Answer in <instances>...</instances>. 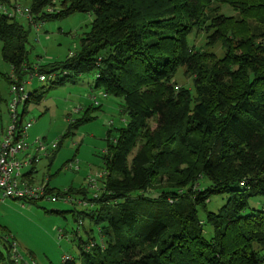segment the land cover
Masks as SVG:
<instances>
[{"label": "trees", "instance_id": "16d2710c", "mask_svg": "<svg viewBox=\"0 0 264 264\" xmlns=\"http://www.w3.org/2000/svg\"><path fill=\"white\" fill-rule=\"evenodd\" d=\"M28 10L39 28L94 19L74 56L35 69L29 31L0 14L8 85L37 72L55 78L51 89L96 71L95 88L123 99L127 116L103 155L101 242H80L61 264H264V0H33ZM181 69L192 88L176 82ZM14 247L0 234V264H20Z\"/></svg>", "mask_w": 264, "mask_h": 264}, {"label": "rangeland", "instance_id": "374dc122", "mask_svg": "<svg viewBox=\"0 0 264 264\" xmlns=\"http://www.w3.org/2000/svg\"><path fill=\"white\" fill-rule=\"evenodd\" d=\"M4 1V0H3ZM2 1V2H3ZM33 0H6L0 5V14L14 15L18 8L30 9ZM225 16H237L229 5L222 7ZM15 19L29 31L27 49L28 62L33 68L48 66L65 60L80 49L81 39L88 33L94 17L86 13H77L62 20L49 21L33 25L25 15H15ZM203 33L192 35L190 45L202 49L205 45ZM218 56L222 50L215 48ZM12 69L4 62L2 42L0 41V139L11 122L8 104L11 102L10 86L4 80ZM33 75V74H32ZM25 81H31V74L25 75ZM51 76L41 82L34 75L26 93L42 95L37 102L32 99L25 110L22 124L33 123L27 132V151L34 153V164L22 169L25 173L33 171L35 186L49 190L70 191V194L57 196L52 201L51 193L44 199L26 201L4 199L0 192V234L8 235L14 242L15 261L20 264H61L80 254V242H101L100 227L93 220L98 204L94 201L101 195L103 188V155L108 141L116 139L118 130L127 121L123 113L124 101L112 95L104 96L102 89L95 88L96 71L84 74L75 83L49 88ZM55 79V78H53ZM179 86L192 88L191 79L182 74L175 77ZM24 105H19L18 113L23 114ZM87 120L78 124V120ZM153 128L156 124L152 121ZM74 124H77L76 126ZM59 149L52 145L59 143L68 132ZM42 143L48 150L41 151ZM37 150V153L35 151ZM23 154L18 155V160ZM31 157H25L30 161ZM24 160V159H23ZM21 161V160H20ZM23 162V161H22ZM223 204H210V210L216 211ZM264 256V251L261 253Z\"/></svg>", "mask_w": 264, "mask_h": 264}, {"label": "built area", "instance_id": "2783aa9c", "mask_svg": "<svg viewBox=\"0 0 264 264\" xmlns=\"http://www.w3.org/2000/svg\"><path fill=\"white\" fill-rule=\"evenodd\" d=\"M25 15L31 19L30 11L28 9L21 10L17 7L14 11V15L5 14L9 17H14L15 15ZM74 54H70V57ZM37 75L41 82H46L48 80L47 75H40L37 72L33 75L31 74V81ZM53 77L51 76V79ZM31 81H23L18 83L16 80L11 84V102L8 104V112L11 117V122L7 127L6 131L3 133V138L0 142V192L3 195V199H16V200H26V201H37L44 199L48 194L44 187H34L26 184L19 179V171L26 165L30 164V161L19 162L17 156L25 152L29 145L25 138H27V132L32 127L33 123H27L24 126L19 123V105H24L28 98L26 93V86L31 85ZM41 151H47L48 149L42 145L40 140ZM57 145H52V149H56ZM52 201L58 199L57 196H53Z\"/></svg>", "mask_w": 264, "mask_h": 264}, {"label": "crops", "instance_id": "0c3cea01", "mask_svg": "<svg viewBox=\"0 0 264 264\" xmlns=\"http://www.w3.org/2000/svg\"><path fill=\"white\" fill-rule=\"evenodd\" d=\"M11 74V73H10ZM32 86V85H31ZM30 93V92H29ZM29 93H27V94H29ZM12 97V96H11ZM0 100H1V97H0ZM28 141V140H27ZM0 142H1V139H0ZM58 144V143H57ZM57 149H59V148H57ZM28 150V149H27ZM25 151V152H23V153H21V154H23V156L20 158V160H18V156H17V160L19 161V162H21L22 163V161L23 162H26L25 161V157H31L30 155H33L34 153H31V151L29 150V151ZM35 153H37V150L35 151ZM24 159V160H23ZM35 161H36V157H34V158H32L31 157V160H30V164H34L35 163ZM30 164H28V165H26V166H24V167H27V166H29ZM23 167V168H24ZM22 168V169H23ZM22 169L19 171V179H20V181H22V182H24V183H26V184H29V185H31V186H34V187H39L38 185L37 186H35L36 184H35V182H34V179H33V171L31 170L30 172H27V173H25V171H23L22 172ZM45 187H47L48 188V185H46ZM44 187V188H45ZM46 189V188H45ZM4 200V199H3Z\"/></svg>", "mask_w": 264, "mask_h": 264}]
</instances>
